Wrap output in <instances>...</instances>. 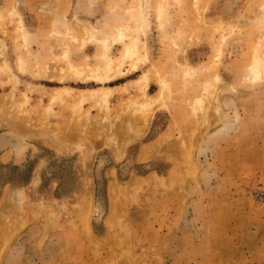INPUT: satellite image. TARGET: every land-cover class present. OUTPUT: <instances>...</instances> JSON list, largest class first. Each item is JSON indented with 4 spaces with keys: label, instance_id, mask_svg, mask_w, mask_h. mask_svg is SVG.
<instances>
[{
    "label": "rangeland",
    "instance_id": "374dc122",
    "mask_svg": "<svg viewBox=\"0 0 264 264\" xmlns=\"http://www.w3.org/2000/svg\"><path fill=\"white\" fill-rule=\"evenodd\" d=\"M144 10L163 27L152 48ZM144 70L167 92L158 106L134 84L90 91ZM13 135L0 264H264V0H0V136Z\"/></svg>",
    "mask_w": 264,
    "mask_h": 264
},
{
    "label": "bare ground",
    "instance_id": "6f19581e",
    "mask_svg": "<svg viewBox=\"0 0 264 264\" xmlns=\"http://www.w3.org/2000/svg\"><path fill=\"white\" fill-rule=\"evenodd\" d=\"M202 11V10H201ZM200 15H201V17H203V14L202 13H200ZM147 14L145 13V10H144V13L142 12V14H141V12H140V14L139 15H137V17H138V20H140L141 21V23H140V26L142 27V28H144V29H147V28H149L150 27V25H151V21L149 20V17L147 16ZM222 19V18H221ZM214 21V20H213ZM224 21V20H223ZM84 24H86V23H84ZM86 25H88V24H86ZM214 25V24H213ZM219 25V24H218ZM228 25V24H227ZM236 25V24H235ZM209 26V25H208ZM227 27V26H226ZM94 27H92L90 30H91V32H93V29ZM128 28V27H127ZM213 28H214V26H213ZM222 28V27H221ZM119 29V28H118ZM210 29H212V28H210ZM218 29V28H217ZM216 29V31H219V30H217ZM220 29V28H219ZM234 29V28H233ZM94 31H96V33L98 32V28L96 29V28H94ZM94 33V32H93ZM124 31H122V30H118V35L117 36H114V38L112 37L111 39L113 40V39H115V38H123L124 37ZM115 34H117V33H115ZM221 35V34H220ZM230 37V36H229ZM221 39H222V37H221ZM227 41H228V38L226 39ZM230 40V39H229ZM104 41L105 42H108V40H107V38H105L104 39ZM219 42H220V38H219ZM138 43H139V40H136V42H132L131 44H129V45H127V46H124V56H131V55H134L135 54V52H137L138 50ZM217 44V43H216ZM219 45V44H218ZM223 45V44H222ZM219 47H221V45L219 46ZM220 51V50H219ZM218 51V52H219ZM224 54V53H223ZM222 54V55H223ZM217 57V56H216ZM214 58V57H213ZM223 60H222V58H220V60H219V64H217L218 63V61L217 62H215V64H217V66L218 65H220L221 64V62H222ZM112 62H113V60L112 59H109L108 60V66H110V64H112ZM181 64V63H180ZM214 64V65H215ZM199 65V64H198ZM208 65V64H207ZM202 66V65H201ZM75 67H77V66H75ZM50 68H53V67H50ZM220 68V67H219ZM218 68V69H219ZM187 70V71H191V72H193V71H195L197 68H196V65H192L191 63H188L187 62V65L186 66H183V70ZM210 69V68H209ZM212 69V68H211ZM66 70V69H65ZM64 70V71H65ZM76 72H79V73H81L82 71H81V69L78 67V68H75L74 69ZM214 70V69H213ZM53 71V70H52ZM215 71V70H214ZM63 72V71H62ZM67 72H68V70H67ZM75 72V73H76ZM184 72V71H183ZM79 73H76L77 74V76H79V77H83L82 75H80ZM157 73V72H156ZM67 74V73H66ZM94 74V73H93ZM98 75V74H97ZM65 76V75H64ZM91 77H93V75L91 76ZM90 77V78H91ZM149 78H150V73L148 72V71H145L142 75H141V77L139 78V79H137V80H133V81H131V82H129V83H126V84H123L122 85V89H124L125 91H126V88H128L127 86L128 85H130V84H134V85H136V86H138V87H143V91H145L146 92V88H147V84H148V80H149ZM62 79V78H61ZM81 79V78H80ZM93 79H95V80H100V81H103V80H105L104 78H102V76H100V75H98V76H95L94 75V77H93ZM61 81H63V80H61ZM163 81L165 82V84L168 86V84H167V81L165 80V79H163ZM125 85H127L126 86V88H125ZM132 88V87H131ZM68 91V93L70 92V91H74L73 90V88H71V87H69L68 85H64L63 86V88L61 89V91ZM114 89L113 88H110V87H105V86H103V87H101V88H98V89H94V90H90V91H93V92H99V91H102L103 93H102V96L103 97H107V95L111 92V91H113ZM58 91V90H57ZM78 91H80V92H85V91H88V90H78ZM89 92V91H88ZM71 93V92H70ZM147 93V92H146ZM167 92H166V90H165V88H163L162 90H160L159 89V91H157L156 93H154V94H152L151 93V95L149 94V97H150V101L148 102V103H150V105L151 104H155L156 106L157 105H160L163 101H164V99H163V96L166 94ZM94 94V93H93ZM146 95V94H145ZM148 95V94H147ZM96 96V95H95ZM149 99V98H148ZM147 103V104H148ZM147 104H145V105H147ZM204 104H202V106H203ZM204 111V110H203ZM201 119V118H200ZM139 122V121H138ZM134 123H132V125H133ZM145 124V123H144ZM132 125H131V127H132ZM135 125V124H134ZM21 127V126H20ZM19 127V128H20ZM132 129L130 128V131H131ZM134 132V131H133ZM134 134V133H133ZM138 134V133H137ZM132 136V135H131ZM6 141H8V142H10V143H12L15 147H17L18 145H22L21 144V141H20V138L17 136V135H13L12 137H6V136H0V144H3V143H5ZM22 147H23V145H22ZM149 149H151L152 151H156V149H157V146L154 144V145H150V147L149 146H147L146 148H144V152L143 153H147L148 151H149ZM150 150V151H151ZM149 151V152H150ZM151 153V152H150ZM144 155V154H143Z\"/></svg>",
    "mask_w": 264,
    "mask_h": 264
},
{
    "label": "crops",
    "instance_id": "0c3cea01",
    "mask_svg": "<svg viewBox=\"0 0 264 264\" xmlns=\"http://www.w3.org/2000/svg\"><path fill=\"white\" fill-rule=\"evenodd\" d=\"M150 21H151V25H150V27L149 28H147L145 31H144V33H141V35H140V41H142V42H144L147 46H150V44L149 43H151V41H153V39H155L156 37L157 38H159L158 40L159 41H161V38H162V35H161V28H163L162 27V25H160V20H158V18H157V16H152L151 18H150ZM165 25H164V27H166V30H169L170 32H169V34H171V36H172V32L173 31H175L178 27H177V25H178V23H180L179 22V20L178 19H171V21H170V23L165 19ZM174 25L176 26V27H174ZM146 41H148L147 43H146ZM144 44V45H145ZM203 45H205V44H198V43H196V44H190L189 46H188V48H187V52L190 54V53H194L195 52V48H200L201 46H203ZM114 46H119L118 44H114ZM151 47V46H150ZM116 48H119V47H116ZM152 48V47H151ZM159 48H161V45L159 46ZM160 50V49H159ZM148 52H152V49H150L149 48V51L147 50V53ZM150 55V54H149ZM150 56H152V55H150ZM150 58V57H149ZM189 58H190V56H189ZM153 59V58H152ZM192 60V62H196L194 59H191ZM190 60V61H191ZM189 63H191V62H189ZM148 67L147 66H145V68H144V64H142V66L140 67V68H138L133 74H137V72L139 73L141 70H143V69H147ZM145 71H148V70H144L143 71V73L145 72ZM149 72V71H148ZM143 73H141L140 75H139V77H137L136 79H132V78H130V77H128L127 79H123V77L122 76H120L119 78H117L116 79V81H118V83H116V84H114V85H104L105 87L107 86V87H110V88H119L120 86L122 87V85L123 84H126L127 82H131V81H135V80H137V79H139L140 77H141V75L143 74ZM150 73V72H149ZM132 74V75H133ZM131 76V75H130ZM150 77H151V75H150ZM82 82V81H81ZM155 85H157V83H156V79H155V76H153L152 75V78H149V80H148V84H147V88H146V91H147V94L149 93V94H151L152 92H150L151 91V88L153 87V86H155ZM69 87H71V88H73V90L75 91H78V90H83V89H76V88H74V87H72V86H69ZM148 94V95H149ZM158 106V105H157Z\"/></svg>",
    "mask_w": 264,
    "mask_h": 264
}]
</instances>
